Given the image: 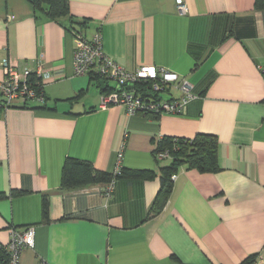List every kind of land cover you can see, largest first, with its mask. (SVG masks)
Wrapping results in <instances>:
<instances>
[{"label": "crops", "instance_id": "crops-1", "mask_svg": "<svg viewBox=\"0 0 264 264\" xmlns=\"http://www.w3.org/2000/svg\"><path fill=\"white\" fill-rule=\"evenodd\" d=\"M68 3L88 22L78 31L88 39L101 32L104 54L129 70L176 72L198 97L184 114L157 118L101 108L116 83L75 74V32L37 16L33 0H0V79L6 60L21 73L39 63L51 72L44 108L33 101L0 109V192L8 195L0 199V243L8 244L13 226L32 225L35 245L21 264H247L253 255V264H264V9L255 0H185V13L175 0ZM199 132L217 135L221 170L181 166L167 205L149 217L160 188L157 142ZM67 156L157 176L120 177L110 197L104 185L63 190Z\"/></svg>", "mask_w": 264, "mask_h": 264}, {"label": "built area", "instance_id": "built-area-1", "mask_svg": "<svg viewBox=\"0 0 264 264\" xmlns=\"http://www.w3.org/2000/svg\"><path fill=\"white\" fill-rule=\"evenodd\" d=\"M180 13L187 12L185 0H175ZM77 45L74 50V72L76 75L95 74L102 80L116 83L113 90L102 94L100 107L120 106L129 115L184 114L188 104L198 95L194 92L190 79L176 72L155 65H144L129 70L119 62L104 54L101 32L88 39L83 32H76ZM264 74V67L259 66ZM4 77L0 79V109L12 105H23L30 101L44 103L45 84L51 79V72L39 63L35 69L19 72L15 63L3 62ZM32 73L33 76H30ZM34 77L32 80L31 78ZM143 83H147L144 86ZM177 93V94H175ZM121 154H119L120 160ZM170 154L160 152L157 158L168 159ZM118 160V161H119ZM120 171L117 162L115 173ZM176 174L172 180L176 179ZM115 186L112 180L103 188V194L110 196ZM35 227L11 228L10 240L6 245L10 254V264H21L20 256L26 248H34ZM37 264H47L39 260Z\"/></svg>", "mask_w": 264, "mask_h": 264}, {"label": "trees", "instance_id": "trees-1", "mask_svg": "<svg viewBox=\"0 0 264 264\" xmlns=\"http://www.w3.org/2000/svg\"><path fill=\"white\" fill-rule=\"evenodd\" d=\"M33 4L35 10L37 11V16L40 14L47 15L54 21L63 25L69 32L76 33L78 32L76 28L85 27L88 23L87 20H79L71 15L68 0H33ZM255 8L264 9V0H255ZM30 76H33L32 73ZM33 78L34 77L31 79L34 80L35 78ZM94 78L98 82L101 81V78L98 76H95ZM143 85L147 86V83H143ZM106 91H108V89H106ZM81 95L82 94L79 93L70 100H76ZM46 100L44 103H41L42 108H44ZM28 104L29 102L23 105L12 106L27 107ZM42 104H44V106ZM159 115L160 114H148L145 116L157 118ZM218 147V137L217 135L211 133L199 132L193 138L164 136L159 139L156 144V148L153 151L155 160L159 163L164 160H169V162L162 164L160 167V188L149 210V217L157 215L167 205L173 191L174 181L172 180V176L178 172L181 166H184L188 170H197L200 173H215L221 170L218 164ZM166 151L170 154L168 159L160 160L157 158V155L160 152ZM156 176L157 172L154 169L122 166H120V171L118 173H113L97 169L93 162L89 160L67 156L62 165L60 188L63 190H70L92 185L107 186L112 180H115L116 184L117 179L120 177L147 180L154 179ZM12 193L17 194L21 192L13 191ZM7 196L8 195L6 193L0 192V199ZM49 211L50 201L48 196L44 195L42 200V222H50ZM255 257V255L250 256L246 263L253 264ZM0 264H10V254L7 247L1 243Z\"/></svg>", "mask_w": 264, "mask_h": 264}, {"label": "water", "instance_id": "water-1", "mask_svg": "<svg viewBox=\"0 0 264 264\" xmlns=\"http://www.w3.org/2000/svg\"><path fill=\"white\" fill-rule=\"evenodd\" d=\"M100 85H101L102 87H104V85H105V81H104V80H101V81H100Z\"/></svg>", "mask_w": 264, "mask_h": 264}, {"label": "rangeland", "instance_id": "rangeland-1", "mask_svg": "<svg viewBox=\"0 0 264 264\" xmlns=\"http://www.w3.org/2000/svg\"><path fill=\"white\" fill-rule=\"evenodd\" d=\"M30 102H33V101H30ZM169 160H164V161H162V164H165V163H167ZM174 181V180H173Z\"/></svg>", "mask_w": 264, "mask_h": 264}]
</instances>
